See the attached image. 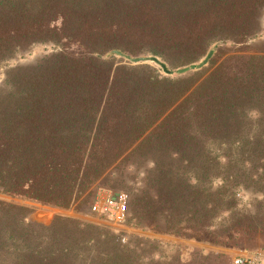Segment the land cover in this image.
<instances>
[{"label":"trees","instance_id":"trees-1","mask_svg":"<svg viewBox=\"0 0 264 264\" xmlns=\"http://www.w3.org/2000/svg\"><path fill=\"white\" fill-rule=\"evenodd\" d=\"M263 10L264 0H0V68L34 44L56 47L0 86V191L69 208L114 166L148 161L130 219L223 242L224 186L264 188V54L247 49ZM215 44L209 66L177 77L123 58L190 64ZM21 210L0 200V264H137L95 225L33 224Z\"/></svg>","mask_w":264,"mask_h":264},{"label":"rangeland","instance_id":"rangeland-1","mask_svg":"<svg viewBox=\"0 0 264 264\" xmlns=\"http://www.w3.org/2000/svg\"><path fill=\"white\" fill-rule=\"evenodd\" d=\"M260 22L261 31L259 35L247 44V49L250 53L264 54V10ZM220 45L215 44L211 47L210 50L213 49L214 53L210 59L214 57ZM230 47L232 45L225 46V48ZM55 49L56 47L51 43L34 44L29 48L17 52L12 59L3 63L0 68V86L5 84L7 78L6 72L9 68L17 65L35 64L44 56L54 52ZM233 51V49L225 50L224 56L219 61L217 60L214 66L224 61ZM120 56L122 57V55ZM137 56H148L150 58L148 61L141 62H147L157 67L163 75H169L172 73L171 70H173L172 77L179 76V69L185 66L195 67L189 70L191 72L209 66L208 62L206 65L199 67V64L206 56L190 64L167 63L162 57L152 56L147 53ZM152 57L158 58L159 61H153ZM123 58L124 60H129L126 56ZM161 63L166 65L170 70L169 73L163 68ZM151 167L152 163L148 161L137 163L133 159L129 161L125 160L122 164L114 166L107 171L91 188L89 192V194H92L91 198L89 196L84 197L69 208H60L55 205L40 203L2 191H0V200L21 207L22 210L19 212L20 217H23L25 222L50 225L57 217H65L74 219L80 223L95 225L101 233H110L113 236L111 242L120 246L125 254L131 256L137 264H231L233 256L239 250L264 249V188L257 187L256 185L247 187V184L246 187H243L241 184L233 183L224 186L223 191L230 196V201H227L226 206L219 210L221 211L218 213L220 215L215 218V222L220 224L216 235L221 233L227 234L228 236L223 239V242L241 240L242 246L224 245L223 242L213 243L211 241H200L165 232H156L142 226L138 222L139 219H135L134 221L129 220L128 226L130 228L126 231L128 234L127 242L126 244L119 242L109 222L102 220L91 212L94 197L101 191L112 194L125 193L128 195L129 209L136 216L134 211L137 208L136 198L140 190H143L146 185L149 168ZM223 183L224 181L221 178L214 179L212 190H216ZM225 210H230V212ZM88 215L97 218L98 221L89 218ZM230 215L232 216L231 218H229ZM255 231L257 235L253 239ZM111 239H106V241H110ZM101 240L104 241L103 237H101ZM99 245L107 246L108 243H100ZM111 246L112 244L104 250L108 252L113 251L114 249Z\"/></svg>","mask_w":264,"mask_h":264},{"label":"built area","instance_id":"built-area-1","mask_svg":"<svg viewBox=\"0 0 264 264\" xmlns=\"http://www.w3.org/2000/svg\"><path fill=\"white\" fill-rule=\"evenodd\" d=\"M91 212L112 226L119 242L126 244L129 230L130 209L128 195L101 191L95 195ZM231 264H264V249L239 250Z\"/></svg>","mask_w":264,"mask_h":264},{"label":"water","instance_id":"water-1","mask_svg":"<svg viewBox=\"0 0 264 264\" xmlns=\"http://www.w3.org/2000/svg\"><path fill=\"white\" fill-rule=\"evenodd\" d=\"M115 52L117 54H119V55H123L124 54L120 50H115ZM213 53H214V50L213 49L210 50V52L208 53L206 58L199 64V67H202V66L206 65L209 62L210 58L212 57ZM126 58L129 59V60H132L134 62L148 61L150 59L148 56H135V57H133L130 54H127ZM151 59L153 61H156V62L159 61L158 58H156V57H152ZM161 64H162L163 68L169 73L170 70L166 67V65L164 63H161ZM191 69H193V66H185V67L180 68L179 72L180 73H185V72H187V71H189ZM117 195H118V193H117Z\"/></svg>","mask_w":264,"mask_h":264},{"label":"crops","instance_id":"crops-1","mask_svg":"<svg viewBox=\"0 0 264 264\" xmlns=\"http://www.w3.org/2000/svg\"><path fill=\"white\" fill-rule=\"evenodd\" d=\"M88 216H89V215H88ZM89 218H91V219H93V220H95V221H98V219L95 218V217H93V216H89Z\"/></svg>","mask_w":264,"mask_h":264}]
</instances>
